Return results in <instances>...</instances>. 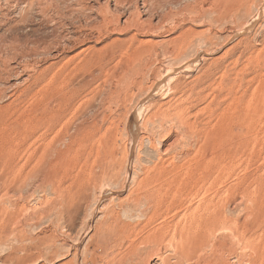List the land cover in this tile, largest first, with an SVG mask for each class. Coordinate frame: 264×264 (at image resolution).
I'll list each match as a JSON object with an SVG mask.
<instances>
[{
  "label": "rangeland",
  "instance_id": "1",
  "mask_svg": "<svg viewBox=\"0 0 264 264\" xmlns=\"http://www.w3.org/2000/svg\"><path fill=\"white\" fill-rule=\"evenodd\" d=\"M0 264H264V0H0Z\"/></svg>",
  "mask_w": 264,
  "mask_h": 264
},
{
  "label": "bare ground",
  "instance_id": "2",
  "mask_svg": "<svg viewBox=\"0 0 264 264\" xmlns=\"http://www.w3.org/2000/svg\"><path fill=\"white\" fill-rule=\"evenodd\" d=\"M159 84V83H158Z\"/></svg>",
  "mask_w": 264,
  "mask_h": 264
}]
</instances>
